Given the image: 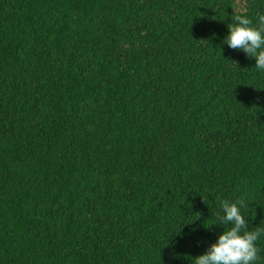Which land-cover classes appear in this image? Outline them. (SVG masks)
I'll return each mask as SVG.
<instances>
[{
  "label": "trees",
  "instance_id": "trees-1",
  "mask_svg": "<svg viewBox=\"0 0 264 264\" xmlns=\"http://www.w3.org/2000/svg\"><path fill=\"white\" fill-rule=\"evenodd\" d=\"M241 14L264 0H0V264H192L218 199L264 225Z\"/></svg>",
  "mask_w": 264,
  "mask_h": 264
},
{
  "label": "clouds",
  "instance_id": "clouds-1",
  "mask_svg": "<svg viewBox=\"0 0 264 264\" xmlns=\"http://www.w3.org/2000/svg\"><path fill=\"white\" fill-rule=\"evenodd\" d=\"M228 29L224 43L254 58L256 69L264 71V15L255 20L245 14L237 15ZM248 204L243 197L218 199L217 206L222 214L212 224H222L224 231L203 254L193 259L192 264H262L264 225L249 227Z\"/></svg>",
  "mask_w": 264,
  "mask_h": 264
}]
</instances>
